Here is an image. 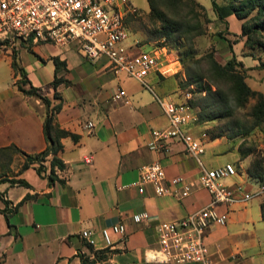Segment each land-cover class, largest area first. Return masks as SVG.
<instances>
[{
  "label": "crops",
  "instance_id": "crops-1",
  "mask_svg": "<svg viewBox=\"0 0 264 264\" xmlns=\"http://www.w3.org/2000/svg\"><path fill=\"white\" fill-rule=\"evenodd\" d=\"M197 1L205 10H212L210 0ZM116 9L125 15V11ZM231 15L223 19L215 16L228 31ZM142 37L144 32L128 30L122 44L136 51L150 50L162 43L155 39L140 43ZM163 51L170 60L178 61L174 65L177 70L165 75L148 71L143 84L123 71L112 72L103 55L85 57L73 42L60 45L19 38L0 42V147L14 144L34 153L46 145L42 129L45 105L37 95L19 91L16 82L21 77L27 81L25 88L30 83L48 97L54 89L59 93L60 106L54 112V121L77 135L74 140L69 136L59 138L61 148L55 155L63 167L53 166L56 177L51 180L47 177L51 153L41 161L44 169L40 173L35 170L36 162L20 168L21 156L17 157L21 161L19 168L14 169L9 161V170H0V264H80L79 254L92 257V250L105 254L94 264H201L162 261L150 256L149 251L157 246L160 222L193 212L210 199L209 192L198 183L195 158L179 140L170 138L161 149L147 145L151 130L167 124L155 96L182 99L179 82L185 74L179 56L167 45ZM232 53L253 79V83L246 80L247 84L263 93L253 70L264 67H255L256 61L245 52L237 58L233 47L223 53L225 59ZM52 57L64 63L57 74L68 80L59 82L54 89L49 84L54 74ZM13 59L18 69L13 68ZM118 88L124 94L113 99ZM182 107L192 111L186 103ZM206 123L207 120L189 121L182 130L202 138ZM201 140L200 159L205 167L230 161L220 159L226 154L220 137ZM231 155L235 162L238 157L234 152ZM153 160L161 164L166 184L170 177L180 175L188 182L189 191L180 195L177 186L169 192L155 193L149 182H143L142 191H138L132 183L138 178V168ZM241 165L242 160H238L239 170L221 181L253 190L259 181ZM10 178H22L28 185L10 182ZM26 194L30 196L23 198ZM263 202L264 195L257 194L245 201L218 205L227 216L223 224L210 222L204 229L208 264H264ZM140 211H146L147 216L133 221L131 215ZM116 222L123 223L124 232L112 233L111 243L106 245L100 229ZM81 229L90 232L92 242L79 235Z\"/></svg>",
  "mask_w": 264,
  "mask_h": 264
},
{
  "label": "built area",
  "instance_id": "built-area-1",
  "mask_svg": "<svg viewBox=\"0 0 264 264\" xmlns=\"http://www.w3.org/2000/svg\"><path fill=\"white\" fill-rule=\"evenodd\" d=\"M124 16H115L114 0H0V42H12L15 38L30 39L33 42L49 41L60 45L73 42L85 57L94 58L103 55L108 60L112 72L123 71L127 75L145 84L143 77L148 71L160 75L174 73L177 69L163 51V45L153 49L131 51L122 44L128 29L126 12H133L135 6L126 0ZM182 99H162L155 96L166 116V126L151 130V139L147 145L151 149L165 147L170 138L179 140L183 149L191 154L197 164L198 183L210 194L208 203L201 208L178 218L162 221L157 228V246L150 251V256L168 262L197 261L208 264L209 251L203 241V232L210 222L223 224L226 210H219L218 205H228L235 200L245 201L257 194L264 193V184H258L253 190H244L240 184L229 186L221 180L236 171L230 161L205 167L200 159L203 152L202 138L184 132L182 126L189 121H196L195 110L185 111L182 101L186 90L182 89ZM124 94L118 88L112 98ZM90 124V122H88ZM89 159V158H88ZM86 158V160H88ZM149 182L155 193L169 192L179 186V194L189 191L188 182L180 175L169 178L165 183L164 171L157 160L150 161L138 168V178L134 183L142 191V183ZM147 216L146 211L131 215L133 221ZM106 245L111 243V234L122 235L124 225L116 222L100 229ZM79 235L92 242L90 232L81 229Z\"/></svg>",
  "mask_w": 264,
  "mask_h": 264
},
{
  "label": "trees",
  "instance_id": "trees-1",
  "mask_svg": "<svg viewBox=\"0 0 264 264\" xmlns=\"http://www.w3.org/2000/svg\"><path fill=\"white\" fill-rule=\"evenodd\" d=\"M146 1L148 5L149 18L153 21H158V27L155 28V32L159 36L172 38L174 40L177 36H182V34L185 35V37L189 35V30H191L192 26L189 29L188 25L189 30L184 28L182 20L172 18V16L167 14L165 10L161 9L159 5H157V0ZM159 1L163 6L175 5V0ZM210 3L217 18L223 19L225 16L233 14L234 17L239 19V33L245 35V39L243 40L244 44L246 45L251 42L252 45L253 43H256L260 47L261 51L264 52V0H226L222 3H218L216 0H210ZM200 5L201 4L198 3L199 7H201ZM130 13L132 12H126L127 15ZM199 32H201V30L198 29L197 33ZM252 35L255 36L253 39H251ZM257 37H260V39L257 40ZM161 42V45H166L164 40ZM250 54L252 55V53ZM253 58L256 60V63L254 64L255 67H264V57L261 58L259 56H253ZM206 60L208 63L209 77L215 82L214 88L210 83L203 82L201 80V75H195L194 77L188 78L184 69L185 77L179 82V85L185 90H188L189 87L193 86L192 91L188 90L186 92V96H192L193 92L196 93V95L193 96V98H186L185 102L191 109L195 110L196 121L202 122L218 117H228L233 112V106H231L230 101H233L234 107H244L251 100L252 102L249 104L247 111L250 122L247 126H244L243 132H247L249 128L259 125L264 120V94L259 90L251 88L246 83L243 71L240 70V66L243 67L242 61L237 60L234 55H231L230 58L221 64L215 60L210 52L206 54ZM52 61L54 64V74L49 84L54 89L59 82L68 83V80L63 78L60 74H57V72L63 67L64 63L61 60H58L57 57H52ZM11 64L14 69H18L14 59ZM193 81L197 83L195 84ZM25 82H27L25 77H21L19 81L16 82V86L19 91L25 94L37 95L45 105L42 129L46 145L42 150L34 153H27L14 144L0 147V160L2 158H7L8 168V163L12 158V154L18 153L23 157L20 168H25L29 165V163L36 162L38 164L36 165L35 170L37 173H40V171L44 169L41 161L47 154L51 153L52 155L49 159V171L47 173L48 179L51 180L56 177L53 171V166H57L59 168L63 167V162L55 155V153L61 148L59 138L61 136H69L74 140L77 138V135L59 127L54 121V112L60 106L61 97L59 93L54 89L51 97H48L42 93L39 87L30 83H28V86L25 88L23 86ZM219 82H224L226 84L225 90L218 85ZM216 135H222V133L218 132V134L215 135L211 133L210 137L213 138ZM248 151L249 149L247 148H245V150L243 149L241 151V155L244 156L249 153ZM258 162V166L254 169L250 167L246 168L247 173L250 176L261 177L262 173H264L263 166L260 164V161ZM1 170L3 169L1 168ZM9 181L28 185V183L22 178H10ZM29 196L30 194H26L23 198H28ZM261 216L264 218L263 204L261 205ZM86 247L91 249L88 245ZM92 253L93 256L89 257L88 254L81 252L79 254L80 264H94L95 260L102 259L105 255L101 252V250H92ZM101 264L110 263L104 261Z\"/></svg>",
  "mask_w": 264,
  "mask_h": 264
},
{
  "label": "rangeland",
  "instance_id": "rangeland-1",
  "mask_svg": "<svg viewBox=\"0 0 264 264\" xmlns=\"http://www.w3.org/2000/svg\"><path fill=\"white\" fill-rule=\"evenodd\" d=\"M130 1L135 5V10L128 15L126 14L125 20L128 30L135 31L138 29L144 32V37L139 39L140 43L152 39L159 41L164 40L166 45L172 47L178 54L182 69L186 71L188 78L194 77L195 75H201V80L203 82L210 83L214 88L215 82L209 77L208 63L206 60V54L208 52H210L215 60L221 64L230 58L231 55H233V53L231 55L229 54L230 56L225 59V55L223 54L226 50H231L232 47L236 53L235 55H237V58H242L243 52L252 58L253 56H259L261 58L264 57V52L261 51L260 47L256 43H253L252 45L251 42H249V44L247 43L246 45L244 44L243 40L245 39V35L239 33L240 20L233 15H231L228 19V31L225 23H219L211 9L205 10L203 5H200L201 7H199V2L197 0H175V5L166 6L161 5L160 1L157 0L160 3L159 4L157 2V5H159L161 9L165 10L167 14L172 16V18L182 20L184 28L188 29L189 25L190 29L192 26L191 30L188 29L189 35L187 37L182 34V36H177V38L173 40L172 38H164L159 36L155 32V28L158 27V21H153L149 18L146 0ZM216 1L218 3H222L226 0ZM114 3L120 11H125V9H127L126 0H114ZM198 29L201 30V32L197 33ZM254 37L255 36L252 35L251 39ZM258 39H260V37H257V40ZM223 40L225 43H223ZM220 46L223 48H220ZM250 53H252L253 56ZM240 70L243 71L245 81L247 80L249 83H253V79L251 75L249 76V73H247L246 67L240 66ZM253 72H255L256 77L258 76L259 80H257V82L263 89L264 69L257 68L254 69ZM218 85L222 89H226V84L224 82H219ZM192 89L193 86L188 88L190 91H192ZM188 90L186 89V92ZM195 95L196 93L193 92L192 98ZM251 102L252 101L250 100L244 107H234L233 101H230L231 106H233L232 114L228 117H218L207 120V127L201 130L205 133L202 134V139L209 138L211 133L214 135L218 134V132L222 133V135L215 136L221 138L222 149L226 152L224 156L220 154V159L223 160L225 158H229L236 170H239L238 160H242V167L240 168L245 167L246 169L247 167H250L254 169L258 166V161H260V164L264 168V120L259 125L249 128L247 132H243L244 126H247V124L250 122L247 111ZM182 103L186 102L183 101ZM184 110L188 111L186 109ZM245 148L249 149V153L243 156L241 155V151L243 149L245 150ZM231 152H234V154L238 157L237 160L235 159V162L231 161ZM19 156L21 155L18 153L12 154L10 161H12L14 169L16 166L19 168V164L21 162L20 159H17ZM0 165V170L1 168L3 170L4 168L9 170V168H7V158H2L0 160ZM252 177H256V180L259 181L258 184H264V173H262L261 177Z\"/></svg>",
  "mask_w": 264,
  "mask_h": 264
},
{
  "label": "bare ground",
  "instance_id": "bare-ground-1",
  "mask_svg": "<svg viewBox=\"0 0 264 264\" xmlns=\"http://www.w3.org/2000/svg\"><path fill=\"white\" fill-rule=\"evenodd\" d=\"M115 7H116V5H115ZM115 16H123V15H122V13H120L118 10L115 9ZM185 100H186V98H185ZM185 100H183V101H185ZM234 173H236V171L229 172V175H232V174L234 175Z\"/></svg>",
  "mask_w": 264,
  "mask_h": 264
}]
</instances>
